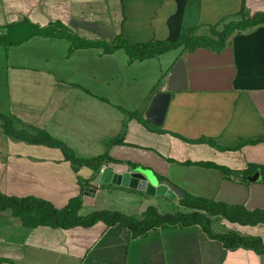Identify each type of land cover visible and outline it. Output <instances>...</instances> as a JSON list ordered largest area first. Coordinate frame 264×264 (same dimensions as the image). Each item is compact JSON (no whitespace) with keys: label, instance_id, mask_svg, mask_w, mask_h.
Segmentation results:
<instances>
[{"label":"crops","instance_id":"crops-1","mask_svg":"<svg viewBox=\"0 0 264 264\" xmlns=\"http://www.w3.org/2000/svg\"><path fill=\"white\" fill-rule=\"evenodd\" d=\"M243 3L249 16L264 13V0H0V33L6 24L28 17L40 25L60 20L92 39L111 40L121 34L147 43L188 33L209 36L210 27L221 30L226 22L239 19ZM107 34L112 38H104ZM62 40L35 36L17 46L0 47V111L15 116L18 127L45 129L76 151L94 144L107 147L124 130L125 144L106 150L113 158L153 169L193 196L264 210L263 178L248 179L264 166V141L219 150L171 133L210 138L224 147L264 137V24L234 33L220 52L181 47L133 63L119 50L71 51V43ZM180 57L187 63L188 88L173 92L160 126L165 132L152 131L128 113L145 115L153 96L167 89ZM115 65L131 69L135 81L145 77L140 91L125 92L130 100H124H133L134 106L117 102L121 92L111 87L119 78L111 71ZM109 119L113 122L106 133L102 124ZM187 160L247 169L249 182L228 178L220 168L182 163ZM97 175L87 166L75 169L60 148L10 138L0 121V191L6 195L36 197L59 209L81 196L80 215L110 209L141 216L154 200L181 199L99 184ZM93 183L97 186H90ZM213 227L218 233L264 241V223L241 224L219 215L213 217ZM0 264H264V253L226 247L199 225L155 228L135 236L123 225L103 220L91 226H29L5 208L0 209Z\"/></svg>","mask_w":264,"mask_h":264},{"label":"trees","instance_id":"trees-1","mask_svg":"<svg viewBox=\"0 0 264 264\" xmlns=\"http://www.w3.org/2000/svg\"><path fill=\"white\" fill-rule=\"evenodd\" d=\"M241 17L237 20H231L224 24L219 30L217 26H212L211 35H194L188 33L178 37L175 40H153L147 43H136L124 38L121 34L115 36L112 40L103 38L92 39L81 36L74 32L70 27L60 20L51 21L46 25H40L33 22L28 17L22 20L8 23L3 26L5 32L0 33V47L17 46L23 42L35 37L42 36L52 39H65L71 43V51L84 48H100L105 53H113L117 50H124L129 58V62L141 61L149 58H155L165 52L183 47L189 52L200 47L212 49L216 52L223 50L229 38L236 32H242L250 27L264 24V13H257L249 16L243 3L241 8ZM160 83V82H159ZM159 83L155 87L158 90ZM130 117L138 119L148 129L159 133L165 131L157 125L150 123L143 112L130 111ZM0 121L4 133L12 139L22 140L31 144H44L50 147L60 148L66 160L70 161L75 169L83 166L92 168L99 173L108 162H121L113 158L107 151L96 156L85 157L67 144L64 140L53 136L45 129L18 127L19 120L12 114L0 111ZM174 136L189 142H205L219 149H241L246 144H255L264 141V137L243 138L236 145L224 147L210 138L188 139L179 133L171 132ZM108 148L114 144H125L124 130L121 134L108 141ZM173 160V159H170ZM126 163V162H125ZM132 168L139 166L138 163L127 161ZM185 165H203L220 168L228 178H240L249 182L247 175L249 170H234L227 166L219 165L210 161H191L182 162ZM141 166V165H140ZM264 181V166H261ZM163 181L166 178L158 175ZM82 183L84 180L79 178ZM89 185V181H86ZM90 186H97L92 184ZM180 203L187 210H177L175 212L162 213L154 205L148 206L141 216L128 215L121 211L101 209L95 210L87 215H80L79 210L82 206L81 196L72 198L69 203L59 209L51 202L36 197H17L6 195L0 191V209L11 208L15 215L22 218L25 225L36 226L40 224L51 225L55 227H71L75 225L91 226L99 220L107 224H121L128 228L133 235H145L150 230L164 227H191L199 225L200 228L209 237L218 239L226 247L245 246L258 252L264 253V241L261 237L244 236L235 232L218 233L213 227V217L223 216L224 218L241 224H258L264 223V210H249L243 205H233L226 202L215 201L204 197H196L186 193L185 198L180 199Z\"/></svg>","mask_w":264,"mask_h":264},{"label":"water","instance_id":"water-1","mask_svg":"<svg viewBox=\"0 0 264 264\" xmlns=\"http://www.w3.org/2000/svg\"><path fill=\"white\" fill-rule=\"evenodd\" d=\"M172 75L166 90L158 91L145 113L147 120L157 126H163L167 111L175 91L188 88V68L184 57H180L172 67ZM263 178L261 169L248 176L249 180L259 181ZM96 183H112L119 186L138 189L148 195L167 196L171 199L185 198L186 192L169 179L161 181L153 169L123 162H108L98 173Z\"/></svg>","mask_w":264,"mask_h":264},{"label":"rangeland","instance_id":"rangeland-1","mask_svg":"<svg viewBox=\"0 0 264 264\" xmlns=\"http://www.w3.org/2000/svg\"><path fill=\"white\" fill-rule=\"evenodd\" d=\"M112 17H113V15L111 13V18ZM102 34H104V33H102ZM105 36L106 37H104V38H107V39H111L112 38L111 34H107ZM62 41H64V40H62ZM64 42L67 43V40H65ZM119 53H120V55H122V57H127V54H126V52L124 50L120 49ZM112 70H115L114 72H116V75H119V78L116 77L115 80L111 82V87L114 90H117L116 93L121 92L119 94L121 96L119 97V99H118L119 101H117V102H119L120 104H122L125 107L134 106V103H131L133 100L132 101H125V100H130V99H128L127 94H125V92L128 93V91H131V90L140 91V89H138V88L145 83V81L143 80L145 78L144 75L141 76L143 79L140 78L139 80L135 81L134 79H131V77H130L131 74H132V70L129 69V68H122L121 69L119 66L115 65L111 69V71ZM93 86L95 88H97L95 83H93ZM104 110H106V109L104 108ZM109 122L111 123L110 125H108ZM112 122H113V119H111V120L109 119V121L106 124L105 123L102 124L103 128H106V130L104 132L108 133L107 130H108V128H110L112 126ZM92 125H94V123H92ZM76 148L78 149L77 152L79 154H87V156H96V155L105 153L106 150L108 149V146L106 147L103 144H98V145L94 144V145H91V146L87 147L88 149H86V150H82L81 147H76ZM150 204L159 205L161 210L164 211V212H175L177 210H182V211L187 210L186 207H183L180 204L179 200H175V202H173V201L162 200L161 198H159L157 200H154Z\"/></svg>","mask_w":264,"mask_h":264}]
</instances>
